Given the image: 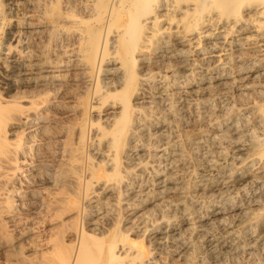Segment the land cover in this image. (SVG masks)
I'll use <instances>...</instances> for the list:
<instances>
[{
    "label": "bare ground",
    "instance_id": "bare-ground-1",
    "mask_svg": "<svg viewBox=\"0 0 264 264\" xmlns=\"http://www.w3.org/2000/svg\"><path fill=\"white\" fill-rule=\"evenodd\" d=\"M166 44L161 60L202 55L219 72L215 85L261 86L263 100L235 130L233 176L200 185L159 173L162 190L131 214L144 221L169 198L201 191L209 213L198 218L223 225L228 211L213 200L251 191L248 205L232 208V225L257 227L249 237L264 264V0H0V264H159L129 239L121 211L134 178L124 157L141 138L143 72Z\"/></svg>",
    "mask_w": 264,
    "mask_h": 264
},
{
    "label": "rangeland",
    "instance_id": "rangeland-1",
    "mask_svg": "<svg viewBox=\"0 0 264 264\" xmlns=\"http://www.w3.org/2000/svg\"><path fill=\"white\" fill-rule=\"evenodd\" d=\"M171 39L170 43L175 47L177 40ZM167 48V44L159 48L143 72L149 78L139 100L142 112V121L139 124L142 139L135 140V149L128 157H124V172H127L124 175L127 179L131 175L134 177L131 189L125 197V207L121 211L124 216V232L129 235V239L136 241L137 245L143 244L153 249L159 264H263L261 245L256 246L249 237L257 227L252 231L247 228L239 233L247 222L246 218L232 225V208L240 203L248 205L251 191L242 196L235 190H230L213 200L229 212H226L225 216L228 224L224 220L226 222L223 225L216 220L215 223L200 221L201 217L209 213L208 193L203 194L201 191L193 192L194 196L183 198L181 202L169 198L163 209H155L152 216L144 221H139L131 214L130 208L137 202L144 201L148 193L162 190L161 180L157 176L159 173L161 176L174 174L180 183L195 182L200 185L209 179H216L217 176L220 181L233 176L241 161L235 159L237 154L233 149L237 138L235 130H243L248 121V124L252 123L255 117L253 105L263 100L258 93L261 86H256L257 90L245 91L234 83L215 85L214 80L219 72L213 69L212 61H201L202 55L191 56L188 61L182 63L176 58L161 60ZM248 56L256 57L249 53L243 55L242 59ZM249 63L246 66H249ZM240 64L236 62V66ZM171 70L176 72L175 76ZM205 80L211 82L209 89L203 86ZM262 84L263 82H260V85ZM235 121L239 123L236 124ZM235 155L236 157H233ZM177 157L184 159V163L177 168H171V163L177 160ZM193 211L195 215L193 214L190 222L186 223ZM157 225L161 227V235L156 233ZM236 229L239 231L234 233ZM188 243L193 245L186 251Z\"/></svg>",
    "mask_w": 264,
    "mask_h": 264
}]
</instances>
